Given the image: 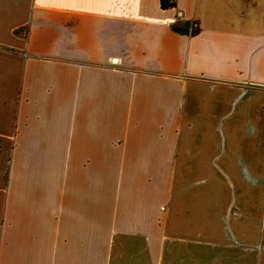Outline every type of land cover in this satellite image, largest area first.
Here are the masks:
<instances>
[{
  "label": "crops",
  "instance_id": "crops-1",
  "mask_svg": "<svg viewBox=\"0 0 264 264\" xmlns=\"http://www.w3.org/2000/svg\"><path fill=\"white\" fill-rule=\"evenodd\" d=\"M174 1L0 0V264H264V0Z\"/></svg>",
  "mask_w": 264,
  "mask_h": 264
},
{
  "label": "rangeland",
  "instance_id": "rangeland-1",
  "mask_svg": "<svg viewBox=\"0 0 264 264\" xmlns=\"http://www.w3.org/2000/svg\"><path fill=\"white\" fill-rule=\"evenodd\" d=\"M215 193H224L231 195L235 194H257L260 195L257 200H247L245 202H238V201H232L230 203V210H238L241 209H247L252 211H259L263 213L262 222L264 224V184L263 185H235L234 182L239 181L238 178L234 175H229L227 171H215ZM230 181L231 184H228ZM220 182H223L224 184H220ZM259 218L249 219L250 221H256L258 222Z\"/></svg>",
  "mask_w": 264,
  "mask_h": 264
},
{
  "label": "trees",
  "instance_id": "trees-1",
  "mask_svg": "<svg viewBox=\"0 0 264 264\" xmlns=\"http://www.w3.org/2000/svg\"><path fill=\"white\" fill-rule=\"evenodd\" d=\"M159 3H160V7L165 9V8H171V7H174L175 6V1L174 0H159ZM189 23L186 22L182 25H179V24H173L172 25V29L175 30V31H178V32H188L189 31ZM197 31V26L193 25L191 27V30H190V33H195Z\"/></svg>",
  "mask_w": 264,
  "mask_h": 264
}]
</instances>
